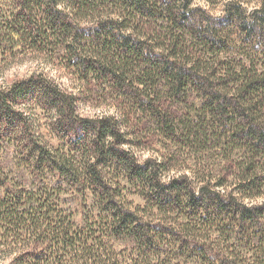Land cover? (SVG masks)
Here are the masks:
<instances>
[{
	"label": "trees",
	"instance_id": "1",
	"mask_svg": "<svg viewBox=\"0 0 264 264\" xmlns=\"http://www.w3.org/2000/svg\"><path fill=\"white\" fill-rule=\"evenodd\" d=\"M28 55L83 90L0 87V260L264 264V0H0Z\"/></svg>",
	"mask_w": 264,
	"mask_h": 264
},
{
	"label": "rangeland",
	"instance_id": "2",
	"mask_svg": "<svg viewBox=\"0 0 264 264\" xmlns=\"http://www.w3.org/2000/svg\"><path fill=\"white\" fill-rule=\"evenodd\" d=\"M40 74L42 76L47 77L50 80H53L55 83H60L61 85L64 86L65 89L70 88V90L68 91L73 93L74 95H80V92H78V90L79 89L83 90L81 87H79L82 84L81 83L76 84L75 82H73L72 78L74 77H71L69 72H65L63 69L58 67V64L55 65L44 64L34 56H30V55L26 57L16 58L14 61H11L9 65L0 69V87L3 85L6 86L13 82L26 80L33 76L37 80L39 79ZM74 79L75 81H77L76 78ZM90 91H92L93 93L95 92L94 94H96L97 92V90L95 89H92ZM41 98L34 97L33 99V100L41 101L40 106H43L42 108L46 107L44 112L41 110L36 111L35 116H37L38 118H36L37 127L35 128V132L40 134L39 135L40 141L57 144L60 140L66 138V135L68 133H72V131H69L68 128L63 130L57 126L58 124L56 122L57 121L56 116L53 114L49 115L47 113V109H49V106H46L43 103L44 101H47L46 96H42ZM97 103L98 100H96L94 96V99L91 98L88 101V105H84L80 107L81 110L80 113L84 116H89L95 112L98 114L99 112H102L105 109L107 110V112L108 110L109 111L112 110V109H108L107 108L108 106H105V104H103L102 106H98V108H96ZM49 120H51L52 122H50ZM68 138L71 140H75L76 138H78V136L75 134H70V136L67 137V139ZM146 156L147 154L145 155V157ZM131 200L136 205L141 204V200L136 197H132ZM6 258L5 260H0V264H14L11 261L12 257L7 259Z\"/></svg>",
	"mask_w": 264,
	"mask_h": 264
}]
</instances>
